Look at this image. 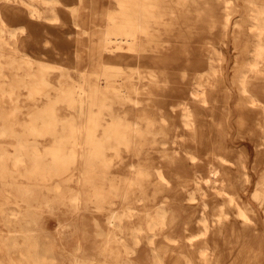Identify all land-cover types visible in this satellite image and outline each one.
<instances>
[{
	"label": "bare ground",
	"instance_id": "6f19581e",
	"mask_svg": "<svg viewBox=\"0 0 264 264\" xmlns=\"http://www.w3.org/2000/svg\"><path fill=\"white\" fill-rule=\"evenodd\" d=\"M261 165L264 0H0V264H264Z\"/></svg>",
	"mask_w": 264,
	"mask_h": 264
},
{
	"label": "rangeland",
	"instance_id": "374dc122",
	"mask_svg": "<svg viewBox=\"0 0 264 264\" xmlns=\"http://www.w3.org/2000/svg\"><path fill=\"white\" fill-rule=\"evenodd\" d=\"M99 17H101V18H98L97 19V22H100V23H104V15L103 14H100L99 15ZM219 20H220V18H219ZM203 25L204 24H202V23H198L197 24V26H198V29H201L202 31L204 30V27H203ZM179 25H177V27H178ZM197 30V29H196ZM195 30V31H196ZM174 33H178V31L177 30H174ZM82 50V48H80V47H78L77 48V51H81ZM30 52L33 54V55H37V56H39L40 55V52L34 47V48H31V50H30ZM229 52V51H228ZM231 52H229L228 53V57H230L231 56ZM85 63L83 62V61H81V62H78V64L77 65H79L78 67H80V68H83V65H84ZM74 78L76 79V80H79V76H78V73H74ZM236 113H234L233 112V116H236L235 115ZM245 142H246V144L248 143V144H250V145H248V148H249V146H250V151H251V153H252V145H251V142L249 141V140H244ZM5 142H7V139L6 140H4L3 141V146H5V148H7L8 150H12V146H10V145H8L7 143H5ZM41 145H43V146H47L48 144H49V140L48 139H42V141H41V143H40ZM150 157H151V159L152 160H150V162H153V163H156V164H163V165H167V163H168V158H166V159H164V160H162V161H160V159H159V156H158V154L157 153H155V152H152V153H150V155H149ZM251 157L253 158V156L251 155ZM132 160H134L133 158H131ZM264 165H261V166H259V168H256L255 170H251L250 172H251V185L252 184H254L255 183V181H256V179H257V177H258V174L260 173L259 171V169L261 168V167H263ZM1 184H2V180L0 179V188H1ZM69 185H73V182H70V183H68ZM42 194L44 195V198L46 199V200H49V199H52L53 197H54V194H52L51 192H49V190H47V188H46V185L45 184H43L42 185ZM176 188H177V186L176 185H174V187H171V189H170V193L171 194H173V196L178 192V191H176ZM149 191V194H151L152 193V190H148ZM249 191H250V189H249ZM176 198V196H174V198L173 199H175ZM179 198H181V197H179ZM177 199V198H176ZM246 199L248 200V201H250L251 203H253L252 202V200H251V198L249 197V193L248 194H246ZM4 198H3V195H0V204L2 203V202H4ZM158 200V199H157ZM178 201L177 202H179V199H177ZM11 205V204H10ZM176 206H179V207H183V208H185L184 209V216L186 217V219L187 218H191V217H193L194 215H195V210L194 209H192L191 207H189V206H187L186 204H183V203H178ZM43 215H42V220H43V222L44 223H46V226H48V229L50 230V234H52L53 235V243L55 244V248H56V258L58 259V261L59 262H64V263H66V261H67V259H66V257L69 255V252L71 251V249L73 248V246L75 245V243L79 240V236H80V234H79V232H76V233H73V227L72 226H69L70 225V223H71V215H72V213H71V211L70 210H68L67 208H66V206H63V205H59V208H57L55 211H54V214L56 215V216H58L59 218H60V220L62 221V226L63 227H61L60 228V230H61V233H57L56 232V230H55V221H54V216L55 215H51L50 213H48L47 212V210L46 209H44L43 208ZM7 211V210H6ZM59 211V212H58ZM193 212H194V215H193ZM89 215V214H88ZM170 215H168V217H167V222H168V220H169V217ZM103 218V217H102ZM65 225V226H64ZM7 229L8 228H5L3 225H2V221H1V214H0V232L2 233V234H6V231H7ZM88 230L90 231V232H93V227H91V228H88ZM164 231L166 232L167 231V228H165L164 229ZM179 235H181L182 233H181V231L179 232H177ZM87 237H89L88 239H87V241H84V244H83V247L87 250V248H89L90 246H91V244H94V243H96L98 240L94 237V236H92V235H88ZM161 236H160V234L158 235V239L160 238ZM263 245V244H262ZM263 247H264V245H263ZM247 249V251H246V254H256V255H260V248H259V246L257 245V244H251L250 245V247H248V248H246ZM181 251H184L185 252V248H181L180 249ZM223 257H225V262L226 261H228L229 260V258H230V256H231V254L230 253H227L226 251H224L223 252ZM224 263V262H223Z\"/></svg>",
	"mask_w": 264,
	"mask_h": 264
},
{
	"label": "crops",
	"instance_id": "0c3cea01",
	"mask_svg": "<svg viewBox=\"0 0 264 264\" xmlns=\"http://www.w3.org/2000/svg\"><path fill=\"white\" fill-rule=\"evenodd\" d=\"M179 207V206H178Z\"/></svg>",
	"mask_w": 264,
	"mask_h": 264
}]
</instances>
